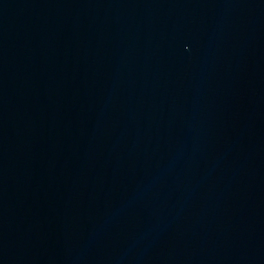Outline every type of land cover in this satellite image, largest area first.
Returning <instances> with one entry per match:
<instances>
[{
  "label": "water",
  "instance_id": "obj_1",
  "mask_svg": "<svg viewBox=\"0 0 264 264\" xmlns=\"http://www.w3.org/2000/svg\"><path fill=\"white\" fill-rule=\"evenodd\" d=\"M0 264H264V0H0Z\"/></svg>",
  "mask_w": 264,
  "mask_h": 264
}]
</instances>
